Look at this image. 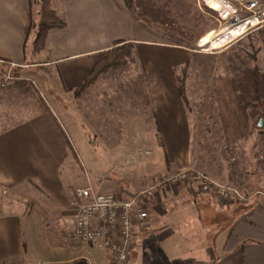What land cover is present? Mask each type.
Masks as SVG:
<instances>
[{
	"label": "crops",
	"instance_id": "1",
	"mask_svg": "<svg viewBox=\"0 0 264 264\" xmlns=\"http://www.w3.org/2000/svg\"><path fill=\"white\" fill-rule=\"evenodd\" d=\"M53 1L66 26L49 29L35 53V31L26 35L30 0H0V60L44 67L20 69L21 78L0 88V190L26 188L35 199L24 198L17 209L0 206V264H111L108 250L70 236L75 218L69 214L82 187L68 183L79 174L72 134L81 125L87 132L94 161L89 181L99 192L133 196L169 171L193 168L194 114L175 72L192 56L159 43L117 0ZM117 41L134 44L136 77L126 76L128 64L80 89ZM39 86L50 97L47 106L36 97ZM247 162L245 173L225 165L211 169L213 181L240 185L247 198L241 205L200 195L187 183L159 191L148 202L128 264H264L263 170L251 157ZM189 227L202 232L194 237Z\"/></svg>",
	"mask_w": 264,
	"mask_h": 264
},
{
	"label": "rangeland",
	"instance_id": "2",
	"mask_svg": "<svg viewBox=\"0 0 264 264\" xmlns=\"http://www.w3.org/2000/svg\"><path fill=\"white\" fill-rule=\"evenodd\" d=\"M117 1L123 7H126L125 0ZM30 2L31 8L27 24L33 23L36 25L40 20L41 7L34 0H30ZM128 11L141 25L155 33L159 43L186 48L187 52L191 53L192 59L187 63L181 64L175 70L176 76L183 77L185 80V94H188L187 100L189 99L187 103L189 108L193 110L195 120L193 142L190 150L192 157L191 166L193 168L184 169L198 170L211 177L212 168H215L217 172L218 168H222L225 165L230 168L231 173L238 174V172H244L243 170L248 167L247 159L251 157L263 170L259 172L261 176H258V180L262 182L264 180V169L259 162V153L264 151V24L245 33L243 32L221 48L207 50L206 47L199 45L200 39L206 33L224 29V27H221L222 24L218 19V15L209 9L200 8L197 0H133V4ZM32 31H35V29ZM4 61L7 62V60ZM136 63L139 64L140 60L132 52L127 63V65L129 64L127 69L130 75L129 73L126 75L129 76L130 80L131 77H136V73L133 71L136 69L133 68ZM0 64L4 69L6 64L2 62ZM21 64L27 65L25 68L28 69L44 68L41 67L42 62L26 63L24 61ZM19 70L17 71L21 75ZM26 73L27 70H22L23 76ZM220 76H228L234 80L250 116L251 133L240 141L237 147H234V144L228 142L225 138L218 104L214 97L212 81ZM39 89L40 91L36 90V97L39 99L40 104L47 106L50 103V97L41 86H39ZM78 131L81 134L80 136L79 133L72 134V137L75 136L72 142L79 156L73 166L79 172L78 179L75 181L72 178H67L69 166H66L68 171H66V176L65 174L64 176L69 180H67L68 183L81 184L82 187H85L84 185H92L89 180L94 173L93 149L88 143L89 139L87 140L85 128L81 125ZM67 132L70 136L72 131ZM146 151L149 152L148 150ZM260 161L263 162L262 160ZM66 179L65 182L67 183ZM84 181L86 182L85 184H83ZM179 185L181 187L184 184ZM225 185L236 186L244 194L238 183H226ZM40 190L42 189L40 188ZM106 192H109V190L101 193ZM25 195H29V197H25ZM32 195L33 193L26 188L12 192L8 190L7 193L0 190V202H2L0 206L4 210H7V208L11 210L12 206L17 209L20 206L19 203L22 200L24 201V198L35 200ZM75 202L76 200H74V205H72L74 207L73 214H69L72 219L76 218L77 213ZM10 204L12 205L10 206ZM224 204L241 205L244 202H224ZM32 207L34 208L36 205ZM41 214L42 216H47V213ZM54 216H58V214H54ZM69 217L66 218L67 223L65 224L67 226L71 223ZM62 222L61 224H63ZM28 226L29 224L27 223L25 229L30 235L32 230ZM67 226H64V229L62 226L61 230L63 233L68 229ZM47 231L54 233L53 229ZM201 232L202 230L198 228L196 231L191 230L189 234H195L194 237H197ZM182 239L184 240V238Z\"/></svg>",
	"mask_w": 264,
	"mask_h": 264
},
{
	"label": "built area",
	"instance_id": "3",
	"mask_svg": "<svg viewBox=\"0 0 264 264\" xmlns=\"http://www.w3.org/2000/svg\"><path fill=\"white\" fill-rule=\"evenodd\" d=\"M214 1L197 0L200 8L218 15L221 27L232 29L244 25L247 32L264 24V0H218L226 5L224 10L214 7ZM0 62L6 64L0 72V88L21 78L16 71L27 66L3 59ZM260 160L264 164V151L259 153ZM181 183L190 184L200 192H209L222 203L245 202L247 199L238 187L217 183L207 174L194 169L169 171L129 197L114 192L101 193L91 185L79 187L76 189L77 213L72 240L102 246L110 252L111 264H128L137 235L149 217V200L159 191Z\"/></svg>",
	"mask_w": 264,
	"mask_h": 264
},
{
	"label": "trees",
	"instance_id": "4",
	"mask_svg": "<svg viewBox=\"0 0 264 264\" xmlns=\"http://www.w3.org/2000/svg\"><path fill=\"white\" fill-rule=\"evenodd\" d=\"M40 7V20L34 25L27 24L26 35L35 29V37L32 43L33 51L42 50L47 41L49 29L66 26L64 18L60 17L53 8V0H34ZM133 0H125L126 9L132 6ZM134 50L132 42L117 41L107 54L96 62L92 71L87 75L84 84L80 89H84L95 83V81L106 71L110 69H120L127 65L129 56ZM179 89L185 97V80L183 77H177ZM214 87V97L218 104L219 115L225 132V138L232 144H238L251 133V122L247 107L241 98L236 84L228 76L216 77L212 81ZM261 126V125H260ZM200 192V191H199ZM204 193V192H202Z\"/></svg>",
	"mask_w": 264,
	"mask_h": 264
},
{
	"label": "bare ground",
	"instance_id": "5",
	"mask_svg": "<svg viewBox=\"0 0 264 264\" xmlns=\"http://www.w3.org/2000/svg\"><path fill=\"white\" fill-rule=\"evenodd\" d=\"M213 6L219 10H224L226 5L218 0L213 2ZM245 32V26H238L232 29L225 28L213 30L206 33L199 41V45L206 47L207 50L221 48L231 42L234 38Z\"/></svg>",
	"mask_w": 264,
	"mask_h": 264
}]
</instances>
